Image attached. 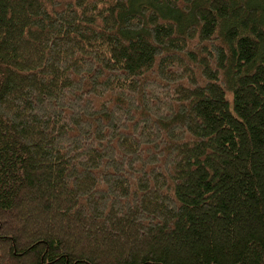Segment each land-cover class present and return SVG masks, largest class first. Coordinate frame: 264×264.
I'll use <instances>...</instances> for the list:
<instances>
[{"label":"trees","instance_id":"obj_1","mask_svg":"<svg viewBox=\"0 0 264 264\" xmlns=\"http://www.w3.org/2000/svg\"><path fill=\"white\" fill-rule=\"evenodd\" d=\"M0 264H264V0H0Z\"/></svg>","mask_w":264,"mask_h":264}]
</instances>
